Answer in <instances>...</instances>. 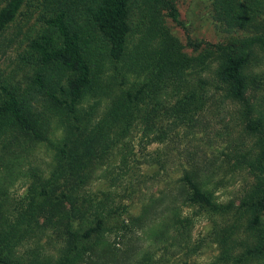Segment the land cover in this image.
<instances>
[{"label":"rangeland","instance_id":"obj_1","mask_svg":"<svg viewBox=\"0 0 264 264\" xmlns=\"http://www.w3.org/2000/svg\"><path fill=\"white\" fill-rule=\"evenodd\" d=\"M90 1L25 0L0 32V87L29 96L31 92L28 112L44 138H33L28 130L0 118V228L22 227L20 220L28 217L29 206L41 198L38 191L43 187L49 198L64 194L65 210L69 205L82 210L69 219L73 228L103 214L104 238L112 247L104 264H264V249H254L262 232L248 225L243 205L258 187L248 162L256 160L264 143V16L233 25L225 17L222 0L137 3L130 15L126 50L114 63L107 92L133 91L167 73L198 86L193 94L202 92L200 102L166 112L164 106L177 96L167 83L170 90L152 117L155 133L144 134L145 123L132 119L135 103L118 106L122 111L117 112L109 94L106 99L88 95L75 106L72 118L32 82L37 65L28 45L41 33L51 34L43 20L63 9L81 22ZM162 47L166 54L154 56ZM227 48L248 53L239 101L226 97V85L217 77ZM94 49L96 62L107 65L102 42ZM59 76L48 68L40 78L46 89L54 90ZM142 107L139 104L140 113ZM253 122L259 127L251 132L245 124ZM118 138L120 143L110 149ZM73 148L81 149L76 156L90 148L80 170L71 163ZM75 163L80 164L77 157ZM191 170L206 174L214 200L231 203L232 208L213 213L182 204L176 197V213H164L162 229L151 227L164 215L162 208L170 207L178 196V179ZM142 214L144 222L139 221ZM56 215L42 212L37 225L30 221L24 226L22 239L12 248L15 262L10 264L54 262L62 255L66 236L60 214ZM150 230H158L153 234L156 239ZM146 252H151L148 261Z\"/></svg>","mask_w":264,"mask_h":264},{"label":"trees","instance_id":"obj_2","mask_svg":"<svg viewBox=\"0 0 264 264\" xmlns=\"http://www.w3.org/2000/svg\"><path fill=\"white\" fill-rule=\"evenodd\" d=\"M24 1L5 0L0 6V32L15 17ZM140 1L142 0H92L85 7V16L81 22L72 20L71 16L63 9L43 20L44 24L51 30V34L41 33L31 39L28 51L30 52L29 55L33 56V63L37 65L32 82H35L40 89L41 87L44 88L45 95L51 103L61 107L72 118H75V106L88 95L106 99L109 94L114 102L112 109L117 112L122 111L118 110V106L124 108L135 103L136 110L132 119L136 121L139 117V120L145 123L143 131L144 134H147L149 132L155 133L152 117L162 107L163 98L170 90L167 83L171 85L177 96L170 106H164L165 111L180 112L186 109L188 104L190 106L192 103L202 100V92H199V96L193 94L198 86L191 84L186 79L177 80L173 73H169V75H167L168 73L159 74L154 80L143 82L133 91L126 89L120 93L107 92L113 83L114 63L120 60L127 47L126 43L131 31V12ZM145 1H151L153 4L171 3V0ZM222 4L226 19L233 25H243L254 16H264V0H222ZM96 42H102V54L103 57H106L107 65L97 63L93 58ZM157 54L165 55L164 47L154 56L158 57ZM247 59L248 53L235 52L227 48L226 54L217 65V77L226 85V97L231 100L239 101L243 98L245 89L243 69ZM48 68L56 69L60 75L57 80L53 81L56 85L54 90L46 89L40 78L42 70ZM143 87L146 88L143 90ZM0 94V118L6 117L14 125L28 130L33 138L44 139L40 137L41 134L39 136L36 129L38 122L28 112L29 106H31V96H33L31 92L30 96L25 92L18 94L14 89L11 90L2 85ZM141 103L144 104L141 109L142 113L139 112V104ZM258 127V122L245 124V128L251 132H254ZM154 137L157 136L154 135ZM120 139L118 138L109 148L115 149L113 147L120 143ZM61 145H65V142H62ZM89 150H83V154L76 156L81 152V149H72L73 160L71 163L74 164V167H78V170L83 167L82 163L86 162L85 155ZM107 153H110V150ZM254 156H256V160L254 158L253 162L249 161L248 165L257 179L258 187L250 191L247 200L243 201V205L249 213L248 225L259 228L262 232L259 236L258 246L254 248L256 252H260L264 249V143ZM76 157L80 164L75 163ZM206 177H208L206 174L202 176L194 170L183 173L178 179L179 185L176 191L178 196L171 199L173 203L170 207L165 205L162 208V214L167 212L173 216L176 213L179 207L176 204V197L180 199L179 202L182 204L199 205L213 213H223L232 208L231 203L221 204L214 200L207 186L209 179ZM38 195L41 198L29 206L28 217L20 220V223L23 224L22 227L19 226L16 229L0 228V232L3 233L0 237V263L15 262L12 261V248L20 238L22 239L25 233L22 232L24 226L30 221L37 225V218L42 212H47L51 216L56 215L57 212L60 214V226L63 227L62 234L66 236L67 247L56 261H44L41 264H104L107 257H111L112 247L104 238L106 228L101 212H98L99 215H95L90 222L85 223L80 228H73L69 219L74 218L75 211L82 212V210L75 209L73 205H69V208L65 210L63 193L49 198L42 187L38 191ZM48 205L57 212L50 210ZM103 206L104 202L102 201L101 207ZM164 218H167L166 214L162 215L160 219L152 221L150 226L156 224L159 227L158 230L162 229L166 223ZM139 221H145L143 214ZM155 231L150 230L149 232L153 238H155L153 236ZM4 233H11L12 235L7 238ZM145 254L147 256H144V260L148 261V255L151 252Z\"/></svg>","mask_w":264,"mask_h":264}]
</instances>
